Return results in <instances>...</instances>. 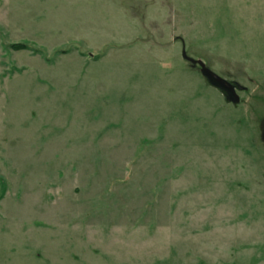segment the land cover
I'll use <instances>...</instances> for the list:
<instances>
[{
    "label": "rangeland",
    "instance_id": "1",
    "mask_svg": "<svg viewBox=\"0 0 264 264\" xmlns=\"http://www.w3.org/2000/svg\"><path fill=\"white\" fill-rule=\"evenodd\" d=\"M0 264H264V0H0Z\"/></svg>",
    "mask_w": 264,
    "mask_h": 264
},
{
    "label": "water",
    "instance_id": "2",
    "mask_svg": "<svg viewBox=\"0 0 264 264\" xmlns=\"http://www.w3.org/2000/svg\"><path fill=\"white\" fill-rule=\"evenodd\" d=\"M188 62H190L193 66H198L201 70L202 75L214 86L217 88H220L224 92H226L231 99L239 103V98L237 97L235 93V88L233 85L228 83L227 81L221 79L219 76H217L215 73H213L211 70L207 68L205 63L202 61H197L193 59H187Z\"/></svg>",
    "mask_w": 264,
    "mask_h": 264
},
{
    "label": "trees",
    "instance_id": "3",
    "mask_svg": "<svg viewBox=\"0 0 264 264\" xmlns=\"http://www.w3.org/2000/svg\"><path fill=\"white\" fill-rule=\"evenodd\" d=\"M10 48L13 50H16V51H22V50L28 49V47L26 45H23V44L12 45Z\"/></svg>",
    "mask_w": 264,
    "mask_h": 264
}]
</instances>
